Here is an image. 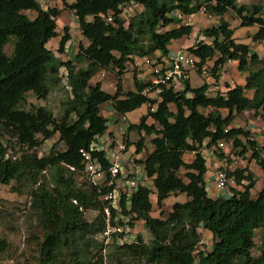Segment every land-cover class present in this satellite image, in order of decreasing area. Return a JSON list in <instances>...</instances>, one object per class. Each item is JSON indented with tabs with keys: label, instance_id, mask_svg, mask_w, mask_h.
<instances>
[{
	"label": "trees",
	"instance_id": "1",
	"mask_svg": "<svg viewBox=\"0 0 264 264\" xmlns=\"http://www.w3.org/2000/svg\"><path fill=\"white\" fill-rule=\"evenodd\" d=\"M63 1L64 9L74 13L81 34L90 41L87 47L80 45L74 60L66 61L57 54L64 52L70 40L68 26L63 28L58 51L48 47L58 37L57 19L62 9H43L38 0H0V184L8 186L16 182L18 192L22 186L31 188V209L44 229L41 237L34 236L37 264H60L67 256L71 258L70 264H102L99 260L93 262L88 251L90 236L105 229V204L94 189L86 184L76 185L74 177L78 173L68 166L83 170L80 150H88L95 136L109 129L108 119L101 114V107L109 102L120 116L149 105L139 124H129L127 128L128 133L140 134L135 143L138 152L145 149L141 133L155 135L153 150L143 163L153 190L140 186L129 200L125 197L121 200V213L129 218L124 227L142 222L152 240L144 243L139 236L137 243L129 244L114 234L111 245L148 264H264V188L253 198L252 172L228 168V177L234 176L238 185L242 180L248 184L243 191L232 189L229 195L225 190L212 198L205 179L208 160L202 154L207 141L206 147L216 146L214 153L225 159L226 150L218 143L227 141L232 148H241L242 156L251 151V158L264 168V148L251 140L250 131L234 127L236 116L246 111L264 117V57L250 45L238 43L235 29L225 18L226 14L234 13L241 21L240 27L256 26L252 40L264 42V0L258 4L216 0L215 5L210 4L212 0H74L71 4ZM205 3L207 13L218 17L219 23L202 32L210 43L200 40L187 51L199 58V72L207 61L214 60L211 72L216 81L229 61L237 63L241 73L249 72L245 84L228 87L225 95H209L210 84L193 88L185 80L183 91L163 89L154 99L142 94L147 84L135 73V90L125 92L122 75L134 56L153 57L156 52L166 56L174 40L193 33L192 26L160 31L176 23L169 15L174 11L195 14ZM128 5L144 10L127 22L121 13ZM27 12L35 13L36 17L31 19ZM109 14L113 16V24L107 22ZM11 37L16 42L9 56L5 47ZM63 67L66 75L61 74ZM111 67L117 70L114 94L105 91L100 82L92 83L100 70ZM65 79L71 91L61 117L57 118L45 107L18 109L26 103L29 93L45 100L58 85L64 88ZM249 92H253L251 97ZM154 106L155 111H151ZM149 118L153 123L149 124ZM55 136L63 149L58 150L54 144L40 157L37 149ZM16 146L23 147L20 157L14 155ZM187 153L194 155L191 162L184 159ZM93 155L99 156L107 167V159L97 153ZM227 163L230 166L228 157ZM182 168L186 170L184 176L180 175ZM47 172L53 187L45 183ZM44 177L45 181L35 188ZM152 193L160 209L170 197L185 195L187 200L173 204L165 218L154 217ZM74 200L83 207L82 211ZM88 211L98 213L91 222L86 218ZM200 229L213 236L209 249L201 242ZM259 230L261 245L257 246L255 235ZM5 247L6 241L0 239V248ZM254 249L259 250V256H254Z\"/></svg>",
	"mask_w": 264,
	"mask_h": 264
},
{
	"label": "rangeland",
	"instance_id": "2",
	"mask_svg": "<svg viewBox=\"0 0 264 264\" xmlns=\"http://www.w3.org/2000/svg\"><path fill=\"white\" fill-rule=\"evenodd\" d=\"M74 0H66L67 4H71ZM204 1V0H202ZM246 2H251L254 4L253 0H247ZM64 1L58 0L53 2V7H61L62 14L60 18H58L57 23L59 22V30L61 32L60 35H63V28L65 26L69 27V20L73 18V12L67 9H64ZM136 13L142 12L144 9L136 6L134 8ZM183 15V14H182ZM210 14H202L201 12L196 13L194 16H185L183 19H178L177 15L174 17V22L166 28H162V31L170 30L176 28L178 26L185 25L186 22H189L193 27V33L189 37H185L182 39L174 40L172 43L175 47H173L174 51H186L188 48L194 46L198 41L203 40L205 43H210V39H205L202 35V32L206 28L213 27L219 23V18L216 16H209ZM226 20L233 26L234 28H238L241 24V21L237 16L228 17L226 16ZM70 29V27H69ZM256 32L257 29L252 28H243L236 29L235 37L238 43L248 44L252 49L259 54L260 57H264V42H254L252 40L253 32ZM254 32V33H255ZM16 39L15 37H11L10 42L5 47V52L7 55L11 56L14 50ZM173 51V52H174ZM57 52V50H56ZM68 60V59H67ZM214 60L207 61L206 67L207 70L205 73L199 72L198 69L190 72L189 74V82L191 87L197 88L201 87L203 84H211L215 87H218L219 91H226L228 87H234L236 85L243 84L242 81H245L248 73H241L238 70L237 63L228 62L227 66H224L220 75L219 80H215L211 69L213 68ZM258 67V66H257ZM255 67L253 70H255ZM117 70L114 67H111L108 70H100V72L95 76L92 80V83L100 82L102 88L107 92H114L116 90L117 84ZM137 73L141 76L143 75L142 71H137V68L133 65V62L128 63L126 66L125 73L122 75L123 80V89L125 91H130L135 89L133 85V75ZM146 81V79H144ZM245 84V82H244ZM253 93L249 92L248 96H252ZM151 98L156 99L157 96L155 94L150 95ZM69 100L68 92L63 88L60 84L56 88L52 89L49 96L44 99H38L35 95L29 93L27 95V101L25 104L18 106V109L23 110H33L36 107H45L51 110L54 115L59 118L63 115L65 104ZM112 107V104L109 108ZM171 108L174 109L173 106ZM149 111V105L142 106L139 109L128 113L125 116L118 115L114 110H112L111 115H107L108 119V127L109 131L114 137L123 138L124 140H128V142H138L140 139V134L138 132L128 133L127 128L129 124H139L143 115H146ZM209 111H205L208 113ZM227 115V112H224V116ZM149 124L153 123L151 118L148 119ZM234 127H240L247 131L251 132V136L257 138L258 140H262L264 138V117L255 116L253 112H244L236 116L234 121ZM145 137V150L147 156L151 151L152 147V139L155 135H145L141 133ZM141 135V136H142ZM7 139L4 137V140ZM59 137L55 136L53 139L49 140L45 146H42L37 149L38 155L42 157L48 151L50 147L54 144L58 145L57 149L62 150L63 145L58 141ZM14 141V140H13ZM47 147V149H45ZM26 148H24V151ZM241 148H232L231 146H227L226 155L230 161V167L232 166V170L236 169H247L249 172H252L254 175L253 180L255 181V186L251 190V196L253 198L257 197L259 192L264 188V168L257 163L255 160L251 158V151H248L243 156L240 155ZM23 151V147L19 148L16 146L15 154L17 157H20ZM31 153V152H30ZM205 156V155H204ZM211 162L217 164L220 160L219 157L209 151V155H207ZM262 157L264 159V152L262 153ZM184 159L186 162H191L194 159L193 154H185ZM186 170L182 168L180 170V175L184 176ZM47 178L45 181V177L40 179V182L35 185L37 188L43 181H45L48 187H53L52 180L50 179L49 173L44 174ZM184 178V177H183ZM76 185H82L81 177H74ZM185 179V178H184ZM248 184V183H246ZM19 185L16 182H12L10 185H1L0 184V239L5 240L7 243V247L0 248V264H37L38 252L37 247L34 241V236L41 237L44 233L43 226L41 225L38 215L31 209V198H30V187L22 186V190L20 192L15 191ZM243 189V187H241ZM152 203H153V211L152 216L154 217H163L165 218L173 203L175 202H185L187 197L185 195H180L177 197H170L169 199L163 202V207L160 209L157 205V197L155 194L150 195ZM172 205V206H171ZM163 212V214H161ZM98 213L96 214L94 211L86 212V218L90 222L93 221ZM201 242L206 244L207 249L212 244V234L211 232L200 229ZM102 233H98L94 236H90L91 247L89 248L88 253L93 259V262L99 260L102 264H148L144 259L133 257L130 253L125 250H116L115 246L108 245L106 248V252H103V244H102ZM136 237L141 236L144 243H149L152 240V235L150 231L144 226L142 222H138L135 227ZM261 231H256L255 239L257 246L261 245ZM97 243L101 246H97ZM254 256H259V250H253ZM67 256V255H66ZM101 257V259H99ZM64 258V260L60 264H70L71 258L69 256Z\"/></svg>",
	"mask_w": 264,
	"mask_h": 264
},
{
	"label": "built area",
	"instance_id": "3",
	"mask_svg": "<svg viewBox=\"0 0 264 264\" xmlns=\"http://www.w3.org/2000/svg\"><path fill=\"white\" fill-rule=\"evenodd\" d=\"M58 0H44L40 6L47 8L52 6L51 3ZM210 4L215 5L216 0H212ZM207 3L202 5L200 12L207 13ZM122 18L129 20L133 16V12L129 7H124L121 13ZM178 19H183L181 14H177ZM107 22L113 24L114 19L112 14L107 17ZM184 26H191L186 22ZM162 31V29L160 30ZM199 58L192 53L186 51L169 52L163 56L160 52H156L153 57H133V65L137 71H142L144 76L139 77L146 79L144 82L147 87L142 94L149 96L155 94L157 97L163 89H172L174 91H183L184 82L189 79L190 72L197 69ZM207 70L206 65L202 68V72ZM61 74L66 75V68H61ZM63 85L66 90L71 91L70 85L65 79ZM226 91H219L217 86L209 87V95L221 94L225 95ZM104 108V107H103ZM156 107H152L151 111H155ZM105 110V108H104ZM102 110L104 116L109 115V112ZM115 136V135H114ZM111 131H107L102 135L95 136L88 150L81 149L80 153L84 159V167L82 171H78L74 167L68 168L77 172L81 177L82 185L86 184L87 188L94 189L99 200L104 202V220L105 229L102 233L103 252H106L108 245L114 242V234L118 238L129 244H135L138 241V236L135 234L136 225L124 227L129 218L121 213V200L125 197L127 200L138 187L143 186L153 190L152 181L147 176L144 170V162L146 150L137 151L135 143H130L123 138L114 137ZM230 142L220 141L218 146L224 151ZM207 141L202 149V154L209 155V151L215 152L216 146L212 148L206 147ZM260 146H264V139L260 142ZM97 153L107 159V167L104 166L99 156H94ZM207 158L208 174L207 180L208 194L211 197H218L225 190L230 192L229 188L236 187L234 177H228L225 169L230 168L227 161L219 160L217 164L212 163ZM221 165L224 170H221ZM129 203V202H127ZM74 204L79 206V203L74 200ZM83 210L82 206H79ZM115 211V214L112 212Z\"/></svg>",
	"mask_w": 264,
	"mask_h": 264
},
{
	"label": "crops",
	"instance_id": "4",
	"mask_svg": "<svg viewBox=\"0 0 264 264\" xmlns=\"http://www.w3.org/2000/svg\"><path fill=\"white\" fill-rule=\"evenodd\" d=\"M39 2H43L44 0H38ZM247 0H240L239 1V4H251V2H246ZM254 1V4H258L259 3V0H253ZM53 5V3H51ZM59 9H62L61 7H59ZM31 19L35 18L36 17V14L33 13V12H27L26 13ZM226 16L228 17H232V16H236L234 13H229V14H226L225 15V18ZM60 18V17H59ZM59 20V19H58ZM57 20V21H58ZM69 22V34H70V40L68 41V43L65 45L64 47V53L62 55H59V58L63 61H66L67 59L68 60H74L75 59V56L76 54L78 53V50H79V47L80 45H83L85 47L89 46L90 44V41L84 37L82 34H81V31L79 30V25H78V22H77V18L74 16L73 14V18L71 20L68 21ZM58 24V28H59V22L57 23ZM231 25V24H230ZM233 29H235V33H234V38L236 39L235 37V34H236V29H239V27L237 28H234L233 26H231ZM241 29L243 28H252V29H258L256 26H253V27H240ZM255 32V31H254ZM253 32V34H255ZM58 33H59V36L52 39L49 43H48V47L53 50L54 52H56V50L58 49L59 47V42H60V39H61V32L60 30L58 29ZM237 41V39H236ZM173 47H175L173 45V43L169 46V49H170V52H173ZM252 49V47H251ZM253 50V49H252ZM254 51V50H253ZM175 52V51H174ZM230 63H232L230 61ZM228 65V63L226 64V66ZM97 76V75H96ZM95 78V77H94ZM93 78V79H94ZM92 79V80H93ZM244 82L245 81H242L243 84H240V85H244ZM135 89L133 90H130V91H134ZM125 91V90H124ZM125 92H129V91H125ZM111 94H114V92H110ZM253 93V92H252ZM109 104V103H108ZM106 104V108H109V105ZM106 117V116H105ZM109 131V130H108ZM152 150V149H151ZM174 197V196H173ZM176 203V202H175ZM174 204V203H173ZM172 206V205H171Z\"/></svg>",
	"mask_w": 264,
	"mask_h": 264
},
{
	"label": "clouds",
	"instance_id": "5",
	"mask_svg": "<svg viewBox=\"0 0 264 264\" xmlns=\"http://www.w3.org/2000/svg\"><path fill=\"white\" fill-rule=\"evenodd\" d=\"M50 1V0H49ZM40 4H41V2H39ZM125 7H129L130 9H131V11L133 12V16L129 19V20H126L125 18H124V20L125 21H130L137 13L135 12V10H134V8H136V6H131V5H128V6H125ZM47 8H53V5L52 6H48ZM47 8H43V9H47ZM124 8V7H123ZM122 8V9H123ZM198 12H200V10L198 11ZM197 12V13H198ZM181 14L182 15V13L180 12V11H174V12H172L171 14H173V16H175V15H177V14ZM171 14L169 15V17H171ZM196 14V13H195ZM195 14H192V15H182L183 17H185V16H194ZM203 14V13H202ZM204 14H208V13H204ZM209 16H211V15H209ZM212 17V16H211ZM171 18H174V17H171ZM176 24V23H175ZM179 25V24H178ZM182 26H184V25H182ZM162 29V28H161ZM80 30V29H79ZM57 33H58V29H57ZM58 36H59V33H58ZM54 39V38H53ZM68 43V42H67ZM66 43V44H67ZM65 44V45H66ZM65 47V46H64ZM59 48V47H58ZM57 51H58V49H57ZM79 51V50H78ZM64 53V52H63ZM62 53V54H63ZM62 54H60V53H58L57 54V56H58V58H59V55H62ZM230 62V61H229ZM137 77L139 78V80H141L143 83H145L144 82V79H141L140 77H139V75L137 74ZM64 89H65V87H64ZM66 90V89H65ZM67 92H69L68 90H66ZM106 104H108V103H106ZM106 104L105 105H103L102 107H101V114H102V110H104V108H105V110H106V112H109V115H111V112H112V110H114V108L113 107H111V108H106ZM109 104H110V106H111V103L109 102ZM108 104V105H109ZM104 107V108H103ZM104 110V111H105ZM115 111V110H114ZM103 115V114H102ZM104 116V115H103ZM105 117V116H104ZM106 118V117H105ZM109 130V129H108ZM107 130V131H108ZM106 131V132H107ZM109 132V131H108ZM264 139V138H263ZM262 139V140H263ZM251 140H255L256 142H257V144H258V147L259 148H264V146H260V142H262V140H258L257 138H255V137H251ZM130 143H132V141L130 142ZM133 143H135V142H133ZM63 145V144H62ZM229 146L231 145V143H229L228 144ZM227 145V146H228ZM227 146H226V148L224 149V150H226L227 149ZM143 150H145V149H143ZM152 150H153V148H152ZM151 150V151H152ZM150 151V152H151ZM149 152V153H150ZM225 154H226V152H225ZM221 160H224V159H220V161ZM225 160L227 161V155H226V157H225ZM220 169L221 170H224L225 168H224V166L223 165H221V167H220ZM228 169V168H227ZM227 169H225V170H227ZM229 169H231L232 170V166L229 168ZM232 171H234V170H232ZM208 172L209 171H207V173H206V176H205V179H206V182H208L207 180L210 178L209 176V174H208ZM228 176V175H227ZM232 177H234V176H232ZM235 178V177H234ZM235 180H236V178H235ZM246 183H248V181H246V180H242L241 181V184L240 185H238V183H237V181H236V187H232V188H229L230 189V192H227V190H226V194H229V195H231V191H232V189H236V190H239V191H243L244 190V186H246L247 184ZM241 187H243V189H241ZM224 192L222 191L221 193H220V195H222ZM151 195H153V193L151 194ZM219 195V196H220ZM212 198H214V197H212ZM215 198H217V197H215ZM96 213V212H95ZM138 242V241H137Z\"/></svg>",
	"mask_w": 264,
	"mask_h": 264
}]
</instances>
